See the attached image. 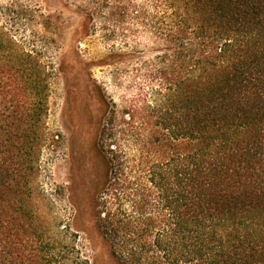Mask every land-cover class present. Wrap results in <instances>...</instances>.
<instances>
[{
    "label": "trees",
    "instance_id": "obj_1",
    "mask_svg": "<svg viewBox=\"0 0 264 264\" xmlns=\"http://www.w3.org/2000/svg\"><path fill=\"white\" fill-rule=\"evenodd\" d=\"M74 5L82 36L154 46L126 67L132 95L102 98L94 116L96 263L264 264V0ZM8 13L0 5V264H92L36 207L50 72Z\"/></svg>",
    "mask_w": 264,
    "mask_h": 264
},
{
    "label": "rangeland",
    "instance_id": "obj_2",
    "mask_svg": "<svg viewBox=\"0 0 264 264\" xmlns=\"http://www.w3.org/2000/svg\"><path fill=\"white\" fill-rule=\"evenodd\" d=\"M74 1L78 0H0V5L11 17H24L14 27L18 26L17 36L34 45L50 72L44 132L51 144L38 156L36 207L51 226L52 237L63 238L59 232L67 227L68 238L77 234L75 244L97 264L95 255L103 250L88 212L98 169L94 116L102 98L121 105L132 95L128 65L152 55L154 46L142 33L126 37L127 42L121 35L113 39L98 30L82 36ZM112 53L130 56L111 66Z\"/></svg>",
    "mask_w": 264,
    "mask_h": 264
}]
</instances>
